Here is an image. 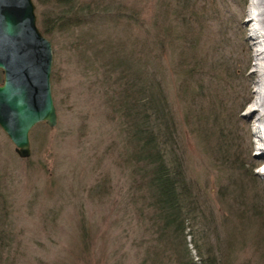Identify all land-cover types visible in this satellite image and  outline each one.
Listing matches in <instances>:
<instances>
[{
  "label": "rangeland",
  "instance_id": "374dc122",
  "mask_svg": "<svg viewBox=\"0 0 264 264\" xmlns=\"http://www.w3.org/2000/svg\"><path fill=\"white\" fill-rule=\"evenodd\" d=\"M109 2L138 15L131 27L138 41L153 34L156 21L187 28L193 19L182 24L173 13L205 5L199 44L212 78L200 76L201 88L191 83L182 96L177 47L157 50L156 65L177 122L171 152L197 184L193 201L205 220L159 234L147 187L129 163L122 119L108 100L114 77H105L93 54L71 46L72 33H58L48 39L55 127L34 126L23 160L0 129V264H264V169L252 166L256 122L244 119L254 98L244 26L249 0Z\"/></svg>",
  "mask_w": 264,
  "mask_h": 264
},
{
  "label": "trees",
  "instance_id": "16d2710c",
  "mask_svg": "<svg viewBox=\"0 0 264 264\" xmlns=\"http://www.w3.org/2000/svg\"><path fill=\"white\" fill-rule=\"evenodd\" d=\"M109 1L34 0L36 9L43 8L36 17L37 26L47 40L54 34L72 33L71 46L77 51L82 49L80 55L85 54L83 51L93 54L105 70V77H114L108 100L122 119L126 144L131 148L129 163L133 174L147 187V207L155 211L153 221L161 229L159 234L165 235L168 228L183 232L187 222L197 226V218L206 216L201 213L197 217L201 210L192 194L197 184L190 182L182 161L171 152L177 144V122L156 72L157 50L168 45L177 47L176 55L182 67V96L193 88L191 85L200 87V76L212 78L215 71L205 66L199 44L207 10L201 5L198 10H187V14L177 11L176 15L173 13L175 21L179 19V23L185 24L186 17L193 19L187 28L184 25L180 30L179 25H162L156 21L153 34L138 41L131 37V27L138 15L132 9L127 15L125 5ZM198 11L201 15L196 14ZM154 57L158 59L153 61ZM230 240L232 246L235 241Z\"/></svg>",
  "mask_w": 264,
  "mask_h": 264
},
{
  "label": "water",
  "instance_id": "95a60500",
  "mask_svg": "<svg viewBox=\"0 0 264 264\" xmlns=\"http://www.w3.org/2000/svg\"><path fill=\"white\" fill-rule=\"evenodd\" d=\"M52 47L37 26L33 0H0V129L20 159L30 157L37 124L54 128Z\"/></svg>",
  "mask_w": 264,
  "mask_h": 264
},
{
  "label": "bare ground",
  "instance_id": "6f19581e",
  "mask_svg": "<svg viewBox=\"0 0 264 264\" xmlns=\"http://www.w3.org/2000/svg\"><path fill=\"white\" fill-rule=\"evenodd\" d=\"M244 26L249 31L247 51L253 69L248 77L251 84H254V98L248 105L244 119L249 125L256 122L252 136L259 155L252 166H262L264 169V0H249Z\"/></svg>",
  "mask_w": 264,
  "mask_h": 264
}]
</instances>
